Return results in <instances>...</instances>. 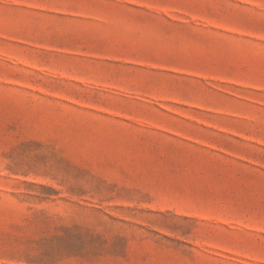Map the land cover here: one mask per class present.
<instances>
[{
    "label": "rangeland",
    "instance_id": "1",
    "mask_svg": "<svg viewBox=\"0 0 264 264\" xmlns=\"http://www.w3.org/2000/svg\"><path fill=\"white\" fill-rule=\"evenodd\" d=\"M0 264H264V0H0Z\"/></svg>",
    "mask_w": 264,
    "mask_h": 264
}]
</instances>
